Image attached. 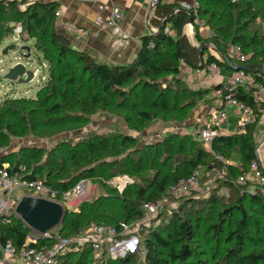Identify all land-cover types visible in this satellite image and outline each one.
<instances>
[{"label":"trees","instance_id":"trees-1","mask_svg":"<svg viewBox=\"0 0 264 264\" xmlns=\"http://www.w3.org/2000/svg\"><path fill=\"white\" fill-rule=\"evenodd\" d=\"M25 1L0 0V40L12 33L15 24H22V39H35V46L47 62L48 78L36 97L5 98L0 103V151L10 146L12 139L52 138L78 131L87 125L86 115L98 112L118 116L138 131L153 121L185 122L193 114L202 92L183 83L179 68L181 57L193 66L218 62L233 71L216 47L230 57V47L237 45L247 55L245 64L264 65V33L250 28L258 15L256 0H196L195 9L212 32L204 36L198 28L193 37L199 45H208L203 58L183 32L189 13L179 10L162 30L141 39L140 52L133 62L120 65L100 62L91 54L75 49L69 38L58 33L55 3L29 1L23 8ZM179 7L178 3L159 0L153 8L151 23L159 27L162 20ZM188 9L193 14L194 7ZM168 25L171 33L165 32ZM30 47L34 46L30 44ZM210 48L216 55L208 51ZM237 98L254 108L256 119L245 133L213 137L211 152L196 138L197 134L173 132L157 142L138 146L136 137L116 132L90 134L85 141L73 146L61 142L51 150L21 147L15 154L1 155L0 165L7 163L10 171L18 173L21 179L40 181L61 193L82 179L98 181L107 188L105 194L93 201L81 202L75 210L65 206L60 226L48 236H40L36 243H27L33 231L16 214L1 215V242L10 241L19 251L26 245H50L56 236L78 235L92 223L119 226L140 221L144 217L145 202L160 200L168 194L172 184L202 166L205 172L214 168L222 170L221 185L229 191L227 196L213 191L204 201L191 202L200 204L197 211L201 216L207 203L220 207L214 215L205 216L213 220L206 231L215 241L223 236L225 241L233 242L229 248L212 252L213 264H264V247L246 250V233L257 224L251 211L264 219V195L250 191L247 184L236 182L242 170H247L250 162L257 158V134L264 102L255 103L251 94L243 90ZM106 159L112 160L106 163ZM149 170L152 176L146 178L145 172ZM124 175L132 181L138 179L139 184L130 183L120 191L110 183L113 177ZM189 206L178 210L165 235L152 228L148 230L143 264H187L195 257L191 242L198 236V223L193 224L186 218ZM260 233L258 229L257 234ZM90 254V247L71 250L59 257L58 264H91ZM114 262L138 264L139 258L132 253Z\"/></svg>","mask_w":264,"mask_h":264},{"label":"built area","instance_id":"built-area-1","mask_svg":"<svg viewBox=\"0 0 264 264\" xmlns=\"http://www.w3.org/2000/svg\"><path fill=\"white\" fill-rule=\"evenodd\" d=\"M150 5L155 3V0H146ZM194 5L193 20L190 24L184 26L185 34L188 37H194L199 28V32L203 35H210L212 32L205 25L204 21L198 15V11ZM61 12L57 10L55 16H60ZM126 17V13L120 7H114L111 14L105 21L106 27H113L120 24ZM66 32L75 40L82 41L88 37L89 31L76 26L73 23L66 22L64 24ZM157 31V29L155 30ZM166 33H171L169 28H165ZM12 33L17 34L22 38L24 28L22 24H15L12 28ZM229 55L234 59L236 64H245L247 55L243 53L240 46L234 45L229 49ZM179 68L182 75L189 77H203L206 80H212L216 76L227 70L218 62H211L206 66H193L188 63L185 57L179 59ZM243 90L245 93L251 94L255 103L264 102V74L247 72L245 70L233 71L228 80L221 84V87H216L213 90V97L219 100L224 108L214 111L210 114L211 123L219 124L227 119L228 112L226 106H236L243 111L237 133H245L247 126L255 121V110L246 102L237 98V95ZM216 132L210 131L208 128H203L197 133L199 141L203 146L212 151L211 143ZM218 159L225 161L222 156H217ZM205 174V168L198 166L190 175L181 178L176 183L172 184L168 194L171 199H180L190 195L192 192H199L203 189L202 177ZM132 182L131 178L124 176L113 177L110 180L112 185H115L118 190L123 191L128 184ZM237 184L248 185V189L252 192L261 193L264 195V171L257 159L250 162L247 170H242L238 175ZM92 184L89 179L80 180L73 188L68 191L60 192L57 189L51 188L40 181L23 180L18 173H12L7 163L0 165V216L9 214L14 211L20 198L27 192L28 194L45 197L66 206L67 202L73 203L76 209V204L82 198L89 195L88 185ZM20 191V194H17ZM161 208L160 201H147L143 205L144 217L149 214L157 213ZM132 233L129 224L123 223L119 226L111 224H95L92 223L86 230L72 237L56 236L53 243L43 246L27 245L16 251L12 242L2 243L0 240V264H58L59 257L71 250H80L84 247H90L92 253L103 255L102 259L110 260L124 258L129 254L135 253L137 248L138 238L130 236ZM33 232L27 240V243H36L40 236ZM144 253L143 251L140 252Z\"/></svg>","mask_w":264,"mask_h":264},{"label":"rangeland","instance_id":"rangeland-1","mask_svg":"<svg viewBox=\"0 0 264 264\" xmlns=\"http://www.w3.org/2000/svg\"><path fill=\"white\" fill-rule=\"evenodd\" d=\"M28 2L29 0H26L21 7H26ZM255 6V10L258 15L257 17H255V20L251 24L250 28L258 29L261 33H264V0H256ZM166 28H169V25ZM30 44H32L34 47L30 50L29 61H26L21 57V54L26 53V51H21V47L30 46ZM10 45H14L15 48L8 49ZM5 49H7V52L3 53ZM10 61H23L27 63L28 68H30L34 72L33 79L23 84H19L17 83V81L13 82L5 79L4 76L6 74V69L8 68V64ZM184 77L185 75H183L182 77L183 83L186 86H188L189 83V85L194 89L205 87V84L202 82V80H190L189 82V79ZM47 78L48 65L46 60L44 59L42 51L35 46L34 38H31L30 40H24L17 34L11 33L9 36H5L0 40V103L5 98L36 97L38 90L44 85L45 82H47ZM162 80H164V78ZM86 116L89 119L87 125L78 131L60 133L52 138H37L34 136H27L20 139H12L11 145L0 151V156L7 153L15 154L21 147H36L41 150H51L61 142H65L66 144H70L73 146L77 143H82L83 141H85V138L89 137L90 134L109 135L115 134L116 132L123 133L136 137L138 139L136 144L138 146H141L143 144L154 143L153 141L151 142L150 137L147 136H157L156 134L159 133V136L162 137L166 136L169 133H173L166 132L165 134L161 132V129L159 130L158 128H156L155 126H158L159 124L164 127L167 126L168 123H164L161 121L160 123H158L159 121H153L147 128L138 131L130 128L129 125L118 116L109 115L104 112H98L96 114H89ZM67 148L68 147H66V149ZM111 160L112 159H106L104 160V162L108 163ZM152 173L153 172H151V170L146 171V178H148V176H152ZM223 176V173H220L218 171L205 172L201 180L203 184V189L201 191L192 192L190 195L180 199H171L169 194L163 195V197L159 200L161 208L157 213L149 214L148 216L143 217L140 221L128 223L132 231V233H130V236H134L139 239L137 248L134 251V254H136L139 258L138 264H143L144 262V243L148 230L152 228L165 235L166 232L169 231L171 224L175 221L178 210L182 207H188L189 205L190 206L188 214L190 213V215L187 214L186 218H189L193 222V224L198 223L196 230L198 236H196V238L191 242V246L195 251V257L191 259L187 264H197V261H202V264H213L214 257L211 254L214 250H223L224 248H229L233 245V242L225 241L223 236H220L219 240L215 241V239H213V237L211 236V233H208L206 231L208 225L213 223V220L210 218V216L214 215L220 209V207L212 206L211 204L207 203V206L204 209V213L201 216L197 211V208H199L200 204L191 203L196 200H198V202L204 201L205 199L209 198V195L213 191H215L218 195L227 196L229 193L228 188L221 185ZM133 182L139 184L140 181L135 178L133 179L131 184ZM87 189L89 195H87V197L85 198H82L79 203L76 204L77 208L81 202L85 200L93 201L101 195L105 194V191H107L106 186L100 184V182L98 181L92 182L91 185L89 183ZM17 194H20V191H17L16 195ZM194 204H196V206H193ZM66 207L69 209L75 208L73 206V203L70 202L66 203ZM11 213L15 214L14 211L9 212V214ZM208 213H210V216L205 217ZM251 214L253 215V218L255 219V222H257V224H253L246 233L248 237L246 250L250 248L264 247V219L258 216L256 211H251ZM258 229L261 230V233L259 235L257 234ZM57 231L58 229L55 230V232ZM141 251H143L144 253L141 254ZM102 257L103 255L100 254L95 256V254L92 253L89 255V259L92 261L91 264H107L108 262H110L109 264H115V262L113 263V261L118 259L105 260L102 259Z\"/></svg>","mask_w":264,"mask_h":264},{"label":"crops","instance_id":"crops-1","mask_svg":"<svg viewBox=\"0 0 264 264\" xmlns=\"http://www.w3.org/2000/svg\"><path fill=\"white\" fill-rule=\"evenodd\" d=\"M39 1L41 3L57 5V10L61 12L60 16L55 18V29L58 33L63 34L70 39L73 47L85 51L100 62L107 64H127L133 62L140 52L144 36L156 32V26L151 23L154 16L153 10L149 14L150 4L146 0H29ZM164 3H178L181 7H194L195 0H163ZM114 7H120L126 13L125 19L118 25L106 27L105 21L111 14ZM56 10V11H57ZM149 14V17H148ZM70 22L76 26L82 27L89 31V35L82 41L75 40L72 35L68 34L64 24ZM184 32V31H183ZM185 34V33H184ZM186 35V34H185ZM187 36V35H186ZM189 41L196 47L198 43L193 37H188ZM193 39V40H191ZM209 52L216 55L211 48ZM205 58V56H204ZM233 71L224 70L221 75L212 80H206L203 77H189V82L202 80L204 88L194 89L188 81L191 89L201 91L198 97V104L193 114L185 122H170L166 127L159 124L155 126L162 133L178 132L183 134L196 135L201 129L208 128L217 135L230 136L237 133L243 111L236 106H226L228 112L227 119L219 124L211 123L209 116L212 112L224 108V105L213 97V90L216 86L231 77ZM183 77V75L181 76ZM160 123V121L158 122ZM263 124V125H262ZM264 114L259 122L257 134L256 154L257 160L264 171ZM147 136L151 142H157L164 136ZM216 135V136H217ZM196 138H198L196 136ZM203 145V144H202ZM259 147V148H258ZM258 148V149H257ZM208 150V149H207ZM210 151V150H209ZM227 162V161H225ZM234 164V162L229 161ZM220 172L214 168L211 172ZM224 172V169H223Z\"/></svg>","mask_w":264,"mask_h":264},{"label":"water","instance_id":"water-1","mask_svg":"<svg viewBox=\"0 0 264 264\" xmlns=\"http://www.w3.org/2000/svg\"><path fill=\"white\" fill-rule=\"evenodd\" d=\"M158 2L159 0H155V3L150 5L149 14L153 10V8L158 4ZM179 10L186 11L187 13H189V18L186 24H190L193 20V14L188 8L179 7L174 9L170 14H168L162 20L160 26L157 28V31L162 30L165 24L174 15V13ZM182 37L183 34L180 36V39H182ZM14 48H15L14 45H10L8 47V49H14ZM207 48L208 45L205 43H201L200 45H198V52L200 58H203L204 50ZM30 50H31L30 46L21 47V51H26L25 54H21L23 60L29 61ZM216 50L219 52L224 63L231 70L238 71L242 69L247 72L264 74L263 64H253V63L236 64L221 48L216 47ZM6 52L7 49L3 51V53ZM33 77H34V72L30 68H28L27 63L23 61L20 62L10 61L8 64V68L6 69V74L4 76L5 79L13 82L17 81V83L19 84L27 83L31 81ZM14 212L17 215V217H19L33 232H36L39 235H46L51 230L60 226L65 214V208L64 205L60 202L41 196L31 195L25 192V194L18 201L14 209Z\"/></svg>","mask_w":264,"mask_h":264}]
</instances>
